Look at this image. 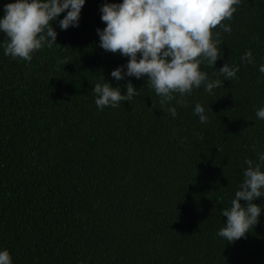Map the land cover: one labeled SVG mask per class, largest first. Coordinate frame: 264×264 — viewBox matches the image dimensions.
<instances>
[{"label": "trees", "instance_id": "trees-1", "mask_svg": "<svg viewBox=\"0 0 264 264\" xmlns=\"http://www.w3.org/2000/svg\"><path fill=\"white\" fill-rule=\"evenodd\" d=\"M104 2L85 0L66 29L58 14L56 42L30 61L0 48V248L12 264H264V207L244 236L217 235L245 159L264 151L255 116L264 104V0H241L221 21L230 31L211 29L220 40L215 66L238 65L236 77L202 63L222 83L211 93L194 88L183 105L176 93L161 104L146 74L109 75L128 57L99 46ZM246 49L252 64L240 62ZM102 76L121 92L130 80L138 94L98 110L91 88Z\"/></svg>", "mask_w": 264, "mask_h": 264}, {"label": "clouds", "instance_id": "clouds-1", "mask_svg": "<svg viewBox=\"0 0 264 264\" xmlns=\"http://www.w3.org/2000/svg\"><path fill=\"white\" fill-rule=\"evenodd\" d=\"M241 0H106L99 6L103 28L97 27L99 46L105 51L127 56L125 64L111 69L109 75L119 81L125 76L140 78L146 74V82L160 97L163 104L176 96V104L183 105L185 94L203 84L206 92L222 83L220 79H209L200 68L202 63L215 66L220 56L218 33L211 31L218 24L224 31H230L222 20L231 18L235 6ZM85 0H8L0 15V33L6 39L0 40L5 56L30 61L32 52L42 47H51L56 31L50 21L58 14L59 27L76 26ZM66 10V11H65ZM264 59V57H261ZM241 64L254 63L251 49L240 55ZM216 67V66H215ZM238 65L223 63L216 67L217 74L224 79L235 78ZM258 71L264 74V63ZM121 92L120 86H112L103 76L93 84L94 103L99 110L103 106H117L128 102L138 94L129 80ZM209 107V106H208ZM173 118L175 105L165 109ZM192 112L201 123L208 120L205 107L196 102ZM258 119L264 120V104L255 111ZM247 167L242 169L243 179L230 200V206L221 208L226 219L217 235L232 242L244 236L258 221L261 212L257 198H264V151L257 153V159L246 158ZM246 203L241 204L240 199ZM0 264H12L7 248H0Z\"/></svg>", "mask_w": 264, "mask_h": 264}]
</instances>
